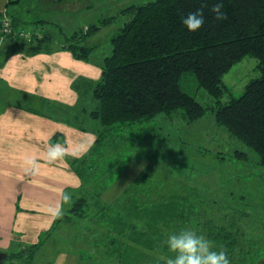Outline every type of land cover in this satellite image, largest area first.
Masks as SVG:
<instances>
[{
	"label": "trees",
	"instance_id": "obj_1",
	"mask_svg": "<svg viewBox=\"0 0 264 264\" xmlns=\"http://www.w3.org/2000/svg\"><path fill=\"white\" fill-rule=\"evenodd\" d=\"M217 2L221 0H151L121 9L127 19L108 39L111 49L101 61L100 77L84 81L92 102L89 116L97 124L96 139L90 150L72 160L81 187L67 214L72 222L82 221L85 241L91 242L85 247L95 253L86 256V250L79 249V264H93L96 257L97 264H163L159 256L168 254L165 241L182 229L198 235L202 229L214 250L226 251L230 264H264L262 249L241 250L237 258L241 235L235 220L201 219L196 204H185L189 196L153 193L156 187L142 172L113 201L102 199L127 164L142 158L131 151L126 133L160 113L167 117L180 113L194 121L210 111L219 125L256 153L264 167V0H222L226 19L219 21L211 11ZM201 8L205 23L190 32L182 18ZM113 19L102 18L64 35L62 46L74 57L87 59L98 46L89 38ZM11 22L16 29L22 21L11 15ZM34 37L10 35L0 52L28 46ZM247 55L258 59L260 76L251 79L240 95L221 102L228 90L223 75ZM189 73L198 88L213 97L212 104H202L184 89ZM73 86L81 88L79 82ZM60 221L62 217L52 232ZM42 242L30 247L29 256Z\"/></svg>",
	"mask_w": 264,
	"mask_h": 264
},
{
	"label": "crops",
	"instance_id": "obj_2",
	"mask_svg": "<svg viewBox=\"0 0 264 264\" xmlns=\"http://www.w3.org/2000/svg\"><path fill=\"white\" fill-rule=\"evenodd\" d=\"M41 1L28 0L22 14L13 1L0 0L1 15L7 12L22 21L16 28L28 26L27 16L39 20L30 29L37 34L30 45L0 52V252L13 259L28 256L31 246L47 233L50 236L57 219L47 208L62 203L60 193H70L72 200L81 187L71 166L73 157L49 163L45 154L50 143L72 149L92 145L96 139L97 124L89 116L92 102L84 81L100 77L106 54L97 48L87 59H79L62 46V34L100 20L90 19V0H53L44 6ZM103 28L88 41H97ZM61 254L79 264L71 251Z\"/></svg>",
	"mask_w": 264,
	"mask_h": 264
},
{
	"label": "rangeland",
	"instance_id": "obj_3",
	"mask_svg": "<svg viewBox=\"0 0 264 264\" xmlns=\"http://www.w3.org/2000/svg\"><path fill=\"white\" fill-rule=\"evenodd\" d=\"M52 1L42 0L41 4L48 5ZM147 1L151 0H90V19L94 16L99 19L114 17L108 25L102 26L104 28L97 35L94 42L98 44L97 48L105 55L110 52V35L127 19L126 15L120 14L121 8ZM11 2L18 5L22 14L29 7L28 0ZM34 17L27 16L31 22L26 29L35 26L33 22H39ZM97 22L91 20L89 24ZM185 76L184 89L202 104H212L213 97L198 88L195 77L190 73ZM259 76L258 59L244 56L223 75L222 82L228 90L221 97V102L228 101L231 95H240L245 85ZM126 135L129 145L134 148L131 150L133 154L139 153L143 159L136 158L127 164L103 192L104 201H113L142 172L148 183L156 187L151 189L153 193L178 192L189 196V202L183 203L196 204L201 219L212 216L219 222L235 220L237 232L241 235L235 249L237 258L241 250L262 249L264 255V167L259 164L256 153L219 125L210 111L194 121H187L180 113L170 117L160 113L141 127H132ZM145 154L148 161L143 157ZM70 203L63 206L62 221L52 235L43 236L42 244L34 249L31 256L6 258L5 264H71L72 260H66L61 252L71 251L78 257L81 248L86 250V256L93 255L95 250L86 248L91 242L85 241L82 221L69 220L71 215L68 216L67 210ZM198 230L201 235L203 230ZM96 259H93V264H97Z\"/></svg>",
	"mask_w": 264,
	"mask_h": 264
},
{
	"label": "clouds",
	"instance_id": "obj_4",
	"mask_svg": "<svg viewBox=\"0 0 264 264\" xmlns=\"http://www.w3.org/2000/svg\"><path fill=\"white\" fill-rule=\"evenodd\" d=\"M223 3L217 2L211 9L216 20L226 19L223 11ZM182 23L190 32L198 31L205 23L203 8L196 12L189 13L182 18ZM91 143L86 146L80 145L70 149L63 143H50L47 145L46 159L49 163L64 160L67 156L80 158L85 152L90 150ZM31 163H34L31 162ZM62 203H58L47 208L48 214L53 220L59 219L63 215V204L71 201V194L61 192ZM168 254H161L159 261L163 264H230L226 251L213 249L212 242L203 235H198L193 230L182 229L178 233H172L165 241Z\"/></svg>",
	"mask_w": 264,
	"mask_h": 264
},
{
	"label": "built area",
	"instance_id": "obj_5",
	"mask_svg": "<svg viewBox=\"0 0 264 264\" xmlns=\"http://www.w3.org/2000/svg\"><path fill=\"white\" fill-rule=\"evenodd\" d=\"M10 35L30 39L33 35L36 36L37 34L30 32V30L26 28L14 29L12 27L11 17L7 14V12H3L0 18V49Z\"/></svg>",
	"mask_w": 264,
	"mask_h": 264
},
{
	"label": "water",
	"instance_id": "obj_6",
	"mask_svg": "<svg viewBox=\"0 0 264 264\" xmlns=\"http://www.w3.org/2000/svg\"><path fill=\"white\" fill-rule=\"evenodd\" d=\"M8 258V254L6 252H0V264H5V259Z\"/></svg>",
	"mask_w": 264,
	"mask_h": 264
}]
</instances>
